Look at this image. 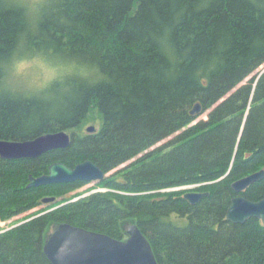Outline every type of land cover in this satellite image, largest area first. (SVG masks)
Here are the masks:
<instances>
[{"label":"trees","instance_id":"1","mask_svg":"<svg viewBox=\"0 0 264 264\" xmlns=\"http://www.w3.org/2000/svg\"><path fill=\"white\" fill-rule=\"evenodd\" d=\"M55 2L57 10L29 32L11 7L16 0H0V60L24 36L33 48L97 63L106 79L94 87L74 83L72 96L55 108L0 93V140L71 134L66 148L0 158V221L39 207L45 196L58 198L0 230V264H51L43 244L62 222L116 239L135 223L157 264H264L260 221L226 219L235 195L264 197V177L241 193L231 188L264 169V0ZM162 25L171 27L181 53L170 78L161 75L166 62L153 43ZM210 57L215 70L196 78L193 70ZM195 104L199 113L191 112ZM93 112L100 127L84 133ZM86 160L113 171L97 183L106 191L71 201L85 182L27 187L29 175L48 173L54 162ZM185 185L208 195L190 204L170 189Z\"/></svg>","mask_w":264,"mask_h":264},{"label":"water","instance_id":"2","mask_svg":"<svg viewBox=\"0 0 264 264\" xmlns=\"http://www.w3.org/2000/svg\"><path fill=\"white\" fill-rule=\"evenodd\" d=\"M191 112L199 113L200 105L195 104ZM93 130V126L88 127V131ZM69 143L70 134L63 130L23 141L0 140V158L5 160L36 158L48 151L66 148ZM107 175L92 160L80 162L73 167H68L62 162H54L49 165L48 173L37 177L29 175L27 186L75 180L100 181ZM263 177L264 169H260L235 180L231 183V188L234 192L241 193ZM207 195V191H187L183 198L190 204H195ZM52 200V197H45L42 202ZM250 218L258 219L264 226V197L256 201L241 194L232 197L226 210V219L231 223L241 224ZM126 234L125 240H118L104 233L60 223L54 226L46 238L43 253L51 264H157L151 245L137 224H128Z\"/></svg>","mask_w":264,"mask_h":264},{"label":"clouds","instance_id":"3","mask_svg":"<svg viewBox=\"0 0 264 264\" xmlns=\"http://www.w3.org/2000/svg\"><path fill=\"white\" fill-rule=\"evenodd\" d=\"M11 7L20 10L27 30L35 32L43 20L54 13L55 0H16ZM156 51L166 64L161 75L170 78L181 58L171 38V27L162 25L154 34ZM216 61H208L193 70L196 78L214 71ZM106 79L99 65L79 55L54 53L43 48H33L21 36L20 43L5 59L0 60V93L12 97L35 98L54 108L65 103L73 94V84L94 87Z\"/></svg>","mask_w":264,"mask_h":264},{"label":"rangeland","instance_id":"4","mask_svg":"<svg viewBox=\"0 0 264 264\" xmlns=\"http://www.w3.org/2000/svg\"><path fill=\"white\" fill-rule=\"evenodd\" d=\"M261 68V67H260ZM248 79V78H247ZM245 79V81L247 80ZM200 117L202 118H206V114H203L201 115ZM90 126H93L95 129H98L100 127V119L98 117V114L95 112H93V114H91L87 121H85L83 124H82V131L84 133H92L91 131H88V127ZM172 137V136H171ZM171 137H168L167 139L161 141L159 144H162L164 142H166L167 140H169ZM155 147V146H154ZM112 171H110L111 173ZM195 185H185V186H178V187H174V188H170L171 190H181L183 191L184 193L187 192V191H198L197 189H194ZM96 190H103L102 187L96 185L95 182H89L87 184H84L83 186L77 188L76 190L72 191L73 193H78L79 195H84V194H87L89 192H92V191H96ZM165 190H169V189H165ZM39 208V207H37ZM37 208L33 209V210H36ZM30 212V211H29ZM29 212H26V213H23V214H20V215H17L15 217H12L10 218L9 220L7 221H0V230H3L5 228H8L10 225L16 223V222H19V221H22L25 217V215Z\"/></svg>","mask_w":264,"mask_h":264},{"label":"flooded vegetation","instance_id":"5","mask_svg":"<svg viewBox=\"0 0 264 264\" xmlns=\"http://www.w3.org/2000/svg\"><path fill=\"white\" fill-rule=\"evenodd\" d=\"M97 129H95L94 128V130L92 131V133L94 132V131H96ZM67 133H69L70 134V132H68V131H66ZM70 138H71V134H70ZM57 162H59V161H57ZM113 172V171H112ZM111 172V173H112ZM106 173V172H105ZM108 175L110 174V172H108L107 173ZM107 175V176H108ZM106 176V177H107ZM29 180V179H28ZM103 180V179H102ZM102 180H100V181H102ZM83 182H85V181H83ZM90 182H95L96 183V185H97V183L99 182V181H90ZM29 183V182H28ZM64 183H68V182H64ZM87 183H89V182H85V184H87ZM53 184H58V183H53ZM28 185V184H27ZM45 185H51V184H45ZM40 186V185H39ZM99 186V185H98ZM28 187V186H27ZM32 187H36V186H32ZM101 187V186H100ZM103 188V190H96V191H92V192H104V191H106V188H104V187H102ZM92 192H89V193H87V194H84V195H77V196H75L71 201H74V200H76V199H79V198H81V197H85V196H87L88 194H90V193H92ZM45 197H52L53 198V200L52 201H47V202H42V199L43 198H45ZM45 197H43L42 199H41V205L39 206V208H37L36 210H38V209H40V208H42V207H45V206H48V205H52V204H54L57 200H58V198H56L55 196H45ZM58 205H56L55 207H57ZM55 207H52L51 209H54ZM51 209H48V210H51ZM48 210H46V211H48ZM32 211H34V210H30V212H32ZM46 211H43V212H40V213H38V214H42V213H45ZM29 212V213H30ZM62 223H66V222H62ZM58 224H60V223H58ZM58 224H54L53 226H52V228H51V230L49 231V233L46 235V238L50 235V233L53 231V228H54V226H56V225H58ZM69 224V223H68ZM128 224H131V223H127L125 226H124V231H125V237L123 238V239H118V240H125L126 238H127V234H126V228H127V226H128ZM72 225V224H71ZM75 226V225H74ZM80 227V226H79ZM83 228V227H82ZM86 229V228H85ZM89 230V229H88ZM93 231V230H92ZM95 232H97V231H95ZM105 234V233H104ZM111 237V236H110ZM46 238H45V241H46ZM113 238V237H112ZM116 239V238H115ZM45 241H44V243H45ZM44 245V244H43ZM156 259V258H155ZM157 262V261H156Z\"/></svg>","mask_w":264,"mask_h":264}]
</instances>
